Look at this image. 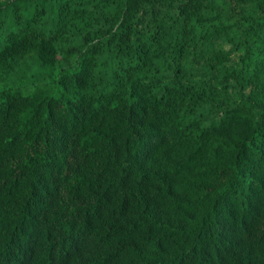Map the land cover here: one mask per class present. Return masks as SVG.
I'll return each instance as SVG.
<instances>
[{
    "label": "trees",
    "instance_id": "obj_1",
    "mask_svg": "<svg viewBox=\"0 0 264 264\" xmlns=\"http://www.w3.org/2000/svg\"><path fill=\"white\" fill-rule=\"evenodd\" d=\"M4 82L0 264H264V0H0Z\"/></svg>",
    "mask_w": 264,
    "mask_h": 264
},
{
    "label": "rangeland",
    "instance_id": "obj_2",
    "mask_svg": "<svg viewBox=\"0 0 264 264\" xmlns=\"http://www.w3.org/2000/svg\"><path fill=\"white\" fill-rule=\"evenodd\" d=\"M236 56L234 55L233 56V58H235ZM41 71H39V69L37 68V66L34 64V65H31L29 68H27L26 70H25V75H24V79H27L28 78V76L29 77H32V76H34L35 74H37V73H40ZM47 79V81L48 82H50V77H47L46 78ZM9 82H4V83H0V90H2L3 88H5V87H8L9 86ZM18 85V81H12V86H17ZM49 92L51 93V94H53V95H55L56 93H55V89H53V88H51L50 90H49Z\"/></svg>",
    "mask_w": 264,
    "mask_h": 264
}]
</instances>
